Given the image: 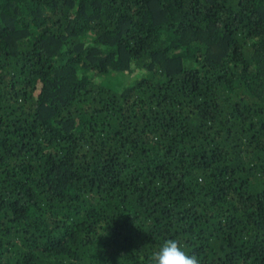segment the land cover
I'll list each match as a JSON object with an SVG mask.
<instances>
[{
    "label": "trees",
    "instance_id": "obj_1",
    "mask_svg": "<svg viewBox=\"0 0 264 264\" xmlns=\"http://www.w3.org/2000/svg\"><path fill=\"white\" fill-rule=\"evenodd\" d=\"M168 239L264 264V0H0V264Z\"/></svg>",
    "mask_w": 264,
    "mask_h": 264
},
{
    "label": "clouds",
    "instance_id": "obj_2",
    "mask_svg": "<svg viewBox=\"0 0 264 264\" xmlns=\"http://www.w3.org/2000/svg\"><path fill=\"white\" fill-rule=\"evenodd\" d=\"M150 264H200V262L195 255H189L178 241L168 239L152 254Z\"/></svg>",
    "mask_w": 264,
    "mask_h": 264
},
{
    "label": "rangeland",
    "instance_id": "obj_3",
    "mask_svg": "<svg viewBox=\"0 0 264 264\" xmlns=\"http://www.w3.org/2000/svg\"><path fill=\"white\" fill-rule=\"evenodd\" d=\"M98 81L102 82L100 79ZM104 81H107L106 83L103 82L104 84L113 86L115 90H120L122 88V83H118L119 82L118 80H115L117 82H115L114 80H104Z\"/></svg>",
    "mask_w": 264,
    "mask_h": 264
}]
</instances>
